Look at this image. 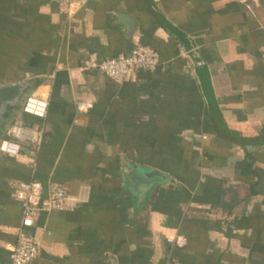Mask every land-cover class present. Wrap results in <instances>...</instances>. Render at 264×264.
Segmentation results:
<instances>
[{"label":"crops","instance_id":"obj_1","mask_svg":"<svg viewBox=\"0 0 264 264\" xmlns=\"http://www.w3.org/2000/svg\"><path fill=\"white\" fill-rule=\"evenodd\" d=\"M118 13L134 18L130 36ZM138 44L158 51L155 72L116 82L82 69ZM30 82L47 117L14 123L44 141L0 153V264L17 244L16 188L31 181L76 201L36 218L33 264H264V0H89L69 15L0 0V88ZM127 164L170 182L137 201Z\"/></svg>","mask_w":264,"mask_h":264},{"label":"built area","instance_id":"obj_2","mask_svg":"<svg viewBox=\"0 0 264 264\" xmlns=\"http://www.w3.org/2000/svg\"><path fill=\"white\" fill-rule=\"evenodd\" d=\"M62 12L69 15L85 6L89 0H50ZM243 1V0H237ZM160 64V56L156 48L138 44L128 54L100 61L95 55H90L83 63L85 71H97L116 82H122L131 75L144 71L155 72ZM87 101H79L77 110L83 112L93 108ZM49 102L41 97L29 96L22 109L23 115L45 120L48 114ZM44 141V129L14 123L4 139L0 140V153L17 157L21 155L22 142H29L35 150H39ZM14 200L22 210L21 222L18 227L17 244L11 254V264H33L39 254V245L32 234L36 218L44 212L71 211L76 203L68 190L57 183L51 184L45 191L42 183L37 181L21 182L16 188ZM169 244L183 249L187 242L183 236L168 239Z\"/></svg>","mask_w":264,"mask_h":264},{"label":"water","instance_id":"obj_3","mask_svg":"<svg viewBox=\"0 0 264 264\" xmlns=\"http://www.w3.org/2000/svg\"><path fill=\"white\" fill-rule=\"evenodd\" d=\"M116 17L126 27L127 35L130 36L136 27L134 18L126 13H118ZM33 88V82L0 88V140L5 138L7 127L14 125V119L22 112L26 99L33 95ZM125 172L128 175L129 193L140 202L148 201L155 192L170 182L164 172L138 165L127 164Z\"/></svg>","mask_w":264,"mask_h":264}]
</instances>
